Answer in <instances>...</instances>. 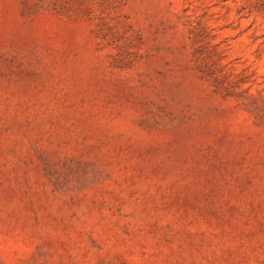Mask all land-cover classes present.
<instances>
[{"label":"rangeland","instance_id":"374dc122","mask_svg":"<svg viewBox=\"0 0 264 264\" xmlns=\"http://www.w3.org/2000/svg\"><path fill=\"white\" fill-rule=\"evenodd\" d=\"M0 264H264V0H0Z\"/></svg>","mask_w":264,"mask_h":264}]
</instances>
